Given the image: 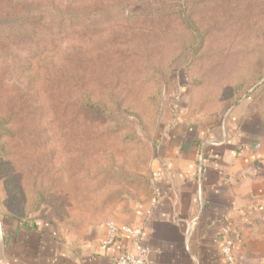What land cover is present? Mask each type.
Returning <instances> with one entry per match:
<instances>
[{"label": "rangeland", "instance_id": "374dc122", "mask_svg": "<svg viewBox=\"0 0 264 264\" xmlns=\"http://www.w3.org/2000/svg\"><path fill=\"white\" fill-rule=\"evenodd\" d=\"M190 47L193 64L173 68ZM252 64L264 67V0H0V210L75 231L128 222L174 105L191 119L244 104L264 123L250 99L264 74L229 99Z\"/></svg>", "mask_w": 264, "mask_h": 264}, {"label": "crops", "instance_id": "0c3cea01", "mask_svg": "<svg viewBox=\"0 0 264 264\" xmlns=\"http://www.w3.org/2000/svg\"><path fill=\"white\" fill-rule=\"evenodd\" d=\"M248 109L190 119L177 103L164 114L151 171L159 174L152 182L158 202L150 209L149 200L128 222L111 221L138 231L135 239L119 232L104 250L107 222L75 231L0 216V264H114L135 241L148 250V264H225V220L235 264H264V123L253 122Z\"/></svg>", "mask_w": 264, "mask_h": 264}, {"label": "trees", "instance_id": "16d2710c", "mask_svg": "<svg viewBox=\"0 0 264 264\" xmlns=\"http://www.w3.org/2000/svg\"><path fill=\"white\" fill-rule=\"evenodd\" d=\"M166 2L167 4H170V1H166ZM180 7L181 6H178V8ZM185 8H187V5L185 6ZM189 37H190L189 43L194 42L196 39H201V42L202 41L205 42L204 35L202 34L199 35L197 31L195 32V30H192L191 34L189 33ZM198 51H192L191 47L188 48L187 50L186 48H184L183 51L180 52V55L178 56V62L174 63L173 68H178L181 66L190 67L193 64L194 59L198 57L197 55ZM260 55H261L260 51L257 52L253 51L252 56L256 58V60L253 62L258 61ZM255 68H256L255 64L250 65L248 71L243 76L242 81L233 87V92L231 94V97L229 98L230 103L232 104L236 103V100H238V98H240L242 94H245L263 76L264 67H261L259 69L260 70L259 73H255ZM169 70H170L169 67L165 66L164 68L158 67L153 71V74L156 75L154 80V84L156 86L154 100L156 101L157 110L161 109L162 107L163 94L165 93V90L167 89V85H168L167 79L165 77L163 78L162 75L164 73H167V71ZM185 74L187 76L186 70H185ZM251 98L253 99V104H256L257 108H259L260 110H262V112H264V81L252 92L250 99ZM228 109L229 108H227L226 110ZM148 185H149V200H151L153 193V185L151 179H149ZM28 212L30 211H26V212L21 211L19 207L11 211L5 205H3L1 206L0 216L5 218H12L22 222H30L36 219L30 216Z\"/></svg>", "mask_w": 264, "mask_h": 264}, {"label": "built area", "instance_id": "2783aa9c", "mask_svg": "<svg viewBox=\"0 0 264 264\" xmlns=\"http://www.w3.org/2000/svg\"><path fill=\"white\" fill-rule=\"evenodd\" d=\"M159 177V174H153L151 176L152 182ZM153 184V183H152ZM159 199V192L157 188L153 186V193L152 198L149 202V208L153 209ZM149 211L147 215H149ZM226 225L222 229L219 237V250L222 259L224 260L225 264H235L236 263V250L237 245L234 241L230 238V231L231 227L227 220H225ZM108 227V235L107 239L102 242V249H107L108 247L112 246L115 241V236L119 232H123L125 235L129 237L136 238L139 234L138 231H130L125 227L118 228L113 223L107 222ZM187 235H190V231H187ZM114 264H148V250L142 247L137 241L134 242L133 249L131 251L126 252L125 254L118 257Z\"/></svg>", "mask_w": 264, "mask_h": 264}]
</instances>
